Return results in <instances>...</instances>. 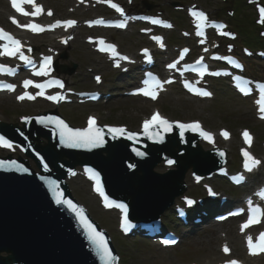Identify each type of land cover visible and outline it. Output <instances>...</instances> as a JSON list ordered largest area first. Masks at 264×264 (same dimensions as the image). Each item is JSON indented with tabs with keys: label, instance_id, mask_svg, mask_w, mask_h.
Masks as SVG:
<instances>
[{
	"label": "snow or ice",
	"instance_id": "obj_1",
	"mask_svg": "<svg viewBox=\"0 0 264 264\" xmlns=\"http://www.w3.org/2000/svg\"><path fill=\"white\" fill-rule=\"evenodd\" d=\"M111 4V7L115 8L118 12L121 13V15H124V10L119 7V5L115 3H111V0H107ZM25 4H31L34 6L35 11L31 13L32 16H37L42 13L43 9L41 6L36 5L35 0H12V5L16 9L17 12L21 13L22 15H29L28 12L25 11L23 5ZM259 23L264 24V7L259 8ZM48 15H52L51 12L48 13ZM192 15L196 18L197 20V27L198 28H203L207 23H208V17L204 12H197L193 11ZM13 23L17 24L18 26L25 27L27 29H30L33 32H43L45 31V28L39 24L31 23L28 25H19V22L16 21L13 18ZM76 21H66L64 24L67 27H72L74 26ZM103 23V21H101ZM153 23H164L163 21L159 20H153ZM60 22L58 21L55 26H59ZM119 27H125L126 25L124 23H120L118 25ZM167 27H171L170 24L165 25ZM53 27V26H49ZM219 27H223V25H220ZM200 35H203V32L201 31L199 33ZM221 34H227V33H221ZM0 39L8 41L7 44L3 45V52L0 53V55L6 54L7 56H16L19 54V59L22 61H25L28 64H32V60L27 57L24 52L22 51L23 45L21 44V41L18 39H15L10 33L6 32L3 29H0ZM158 42L161 41V38L159 37H154ZM101 45H104V41L101 40L99 42ZM161 47H163V43L161 42ZM30 50V49H29ZM100 51L104 52H110L113 57H119V53L116 51V48L114 45H107L105 47H101ZM144 53L146 56H148V50L145 49ZM121 59L128 60V57H120ZM150 59V56H149ZM202 62V61H200ZM198 62V63H200ZM51 66H52V57L51 56H46L43 58V63L40 67L39 70L35 71L34 74L36 76H47L51 72ZM116 66L119 67V61H117ZM171 68H175L176 65L172 64L169 65ZM9 71L11 72V69H6L5 66L0 65V71ZM151 75V74H149ZM100 77L97 76L96 80L99 83L100 82ZM237 79H242L241 77H237ZM156 84H159V81H155ZM245 83H250V82H245ZM30 85L42 89V91L39 93V95L43 96L45 93L43 89L51 86H59L60 88H63L64 85L61 81L57 80H51L48 81L44 84H34L32 80H26L24 82V87L27 88ZM8 90L14 91L15 86L14 85H7L6 86ZM162 87V85H160ZM260 88V98L257 100V104H259V111L261 118L264 119V84L259 85ZM143 95L145 96H150L152 99L157 98V92L155 90L151 89H141L140 90ZM250 91V89H249ZM198 94L204 95V96H210L211 93L209 92H200ZM25 98L29 100H33L36 97L29 94L28 92H25L23 95L19 96V100H24ZM49 100L59 102L60 100H63L64 97L61 95H53V96H47L46 97ZM40 123H54L56 124L57 128L59 129V137L60 141L62 144H64L66 147L69 148H86V149H92V148H97L103 146L105 143L104 140V132L103 129L100 127H97L96 125V120L95 118H89L88 121V127L84 129H73L68 126L67 123H65L63 120L59 119L58 117H40L39 118ZM181 129V136H183V133L185 130H192V131H199L201 136H203L205 139L212 140V135L210 133H207L203 131L201 128V125L198 122L192 123V124H183V123H178L177 125ZM162 128L165 132L171 131L172 130V123L162 117L159 112H156L150 120H146L144 122V134L147 135L150 139L157 138L158 142L163 143V138L160 136L158 132H153L151 131L153 128ZM109 133L115 134L113 138H116V136L120 135H125L126 134V129L124 128H109L108 129ZM223 135L225 138L228 137V133L224 132ZM128 139H133L135 134L132 133H127ZM245 142L251 145L252 138L250 134L245 131L243 133ZM0 146L3 147H8L11 148L13 145L12 143L7 140L4 136H0ZM138 156H144L145 153L137 151L136 153ZM223 155V153H221ZM243 155L245 157V163L244 167L248 171H252L255 167L259 166L261 161L258 159L254 158L247 150L243 152ZM15 163V162H12ZM167 163L169 165H172L175 163L174 160H167ZM130 167H134L133 165H130ZM19 170L23 171H28L26 168H23L22 166H18ZM45 169L47 170V165H45ZM88 171L91 173L92 170L88 169ZM93 179L97 181V187L96 191L104 197L105 201L107 202L108 197L104 193L102 187L100 186L99 182V174L95 173L92 176ZM199 179V178H198ZM243 179V177H241ZM49 187L52 189L53 194L55 195L56 198V203L57 204H62V205H67L68 208H70L76 216L79 218L80 223L83 225V227L86 229L87 234H88V239L90 242L95 246V249L100 257V259L104 262V264H116L118 257L113 255L112 249L108 245V240L106 239L104 233L98 231L95 227V225L87 218V216L84 213V209L78 207L76 204H74L71 200H67L64 198L63 193L58 190V184L54 180H50L49 182ZM215 195V193H212ZM261 195H264L262 193ZM193 203V201H189V204ZM110 206V205H109ZM116 207H119L122 209L124 213L123 217V227L125 231H128L130 228L134 227V225L131 223V221L128 219V207L125 204H117L115 205ZM251 213L252 215L248 219V221L242 226V230L249 227L253 223L259 222V218L261 216H264V209H261L259 206L252 207L251 208ZM165 243H174V241H165ZM248 247L250 250L251 254H257V252H264V233L261 234V236L258 239V242L254 243L252 240V237H248ZM224 251L227 253L229 249L227 246H225ZM229 264H237L236 261H231Z\"/></svg>",
	"mask_w": 264,
	"mask_h": 264
},
{
	"label": "rangeland",
	"instance_id": "obj_2",
	"mask_svg": "<svg viewBox=\"0 0 264 264\" xmlns=\"http://www.w3.org/2000/svg\"><path fill=\"white\" fill-rule=\"evenodd\" d=\"M149 3L153 5L152 10H156L157 8H167L171 7L169 4L170 0H147ZM184 1V0H181ZM202 3L211 9V11L217 12L221 14L223 9H229L232 6L230 4H222L217 2V0H200ZM143 0H135V7L142 8ZM186 3H190L191 0H186ZM51 4V2H50ZM229 7V8H228ZM234 7V6H233ZM223 13V12H222ZM243 15H251L252 20L255 18L254 11L252 9L241 10ZM239 13L237 17L240 19L243 18V15ZM227 14V13H226ZM248 20V19H247ZM246 21V20H244ZM244 23V22H243ZM243 23L239 25V28L243 27ZM134 48V46H129V49ZM68 54L72 55L74 60L80 59L83 63L81 69L79 68V72H83V76L87 74L88 67H95L93 58L86 56V51L82 47L81 42H76L73 44L71 49H67ZM71 59V58H70ZM61 64L70 65L69 60L60 59ZM101 66H99L100 68ZM71 80H75V76L70 77ZM174 97L171 100L162 101L159 103L163 111L168 114L170 117L174 118H182V119H191V118H199L202 119L209 128L216 129L219 126H226L231 128L233 131H237L240 127H250L255 132L256 136L259 140H262L264 137V123L258 122L253 115L251 114L249 108L244 102L238 101L231 94L223 95L220 94L217 101L214 103H193V105H188L184 103V101L177 103L174 102ZM138 100L134 99H123L118 101L117 103L106 106L103 108H88V107H79L75 109L73 112H69L68 116L73 123L83 125V119L77 118V113H88L90 110H95L100 112L103 116L102 118H108V121L115 123H128V124H136L139 120V117L142 113H147L145 109L140 110V105L138 104ZM188 105V106H187ZM15 106L13 104H9L10 108ZM1 108V107H0ZM190 108V109H188ZM198 108V110H197ZM3 109H8L7 106L4 105ZM3 109H1L3 111ZM15 109H18L23 113L32 112L30 108L22 111L21 107L15 106ZM4 115H9L7 111H3ZM259 146V143H257ZM80 180H76L73 182L75 193L79 196V198L87 204L92 212L98 217L102 224L106 226L111 233L115 236L116 234V222L114 220V216L112 214H104L98 208V205L94 198L90 195L89 190L85 188V186H80ZM207 242H199L195 246L192 245V241L188 242L183 246L180 250L177 251L176 256H173V259L183 262H189L194 260H201L204 256H208L214 250H217V240L214 237L205 238ZM133 246L131 242H126L125 246L122 248L124 261L123 264H170L168 262L161 261L157 252L153 250L150 246L143 245L146 249H139L133 252H129L127 250V245ZM207 247V248H206ZM130 249V248H128Z\"/></svg>",
	"mask_w": 264,
	"mask_h": 264
},
{
	"label": "water",
	"instance_id": "obj_3",
	"mask_svg": "<svg viewBox=\"0 0 264 264\" xmlns=\"http://www.w3.org/2000/svg\"><path fill=\"white\" fill-rule=\"evenodd\" d=\"M114 172L117 173L116 170ZM120 176L127 188L118 183L120 193L115 192L116 196L127 200L134 208L141 206V216L150 217L153 214L152 207L159 197L148 195L154 191L152 186L140 176L130 178L122 172ZM38 186L30 187L32 189L23 196L18 188H13L12 192L9 190L8 195L0 194V200L10 196L4 200L3 207H0V251H12L14 255L10 261L23 260L27 264H75L66 259V252L57 242H53L49 234L56 207L48 206V210L38 208L42 205L43 196V188ZM0 262L5 260L0 259Z\"/></svg>",
	"mask_w": 264,
	"mask_h": 264
},
{
	"label": "bare ground",
	"instance_id": "obj_4",
	"mask_svg": "<svg viewBox=\"0 0 264 264\" xmlns=\"http://www.w3.org/2000/svg\"><path fill=\"white\" fill-rule=\"evenodd\" d=\"M0 102H1V101H0ZM2 104H3V102H2ZM144 106H145V104L142 103L139 107H144ZM187 106H188V105H187ZM188 109H190V108H188ZM203 241L207 242V240H206L205 238H200V239L194 241V242L192 243V245L195 246V245L198 244L199 242H203Z\"/></svg>",
	"mask_w": 264,
	"mask_h": 264
}]
</instances>
